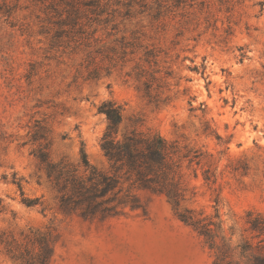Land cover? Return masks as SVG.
Returning <instances> with one entry per match:
<instances>
[{
  "label": "rangeland",
  "instance_id": "374dc122",
  "mask_svg": "<svg viewBox=\"0 0 264 264\" xmlns=\"http://www.w3.org/2000/svg\"><path fill=\"white\" fill-rule=\"evenodd\" d=\"M105 101L137 129L198 149L188 207L256 246L264 215V0H0V264L53 226L50 264H213L165 195L87 220L59 206L36 153L107 169ZM21 183V187L18 185ZM218 221L217 218H213Z\"/></svg>",
  "mask_w": 264,
  "mask_h": 264
},
{
  "label": "trees",
  "instance_id": "16d2710c",
  "mask_svg": "<svg viewBox=\"0 0 264 264\" xmlns=\"http://www.w3.org/2000/svg\"><path fill=\"white\" fill-rule=\"evenodd\" d=\"M107 120V128L100 139V147L108 161L107 169L91 164L82 150L80 164L66 159L55 161L48 147L36 153L40 169L58 192L59 206L69 213H78L87 220L107 218L123 209L145 210L141 191L165 195L173 204L179 218L192 226L205 239L213 252V264H264V215L248 214V229L256 246L244 238L233 245V235L224 234L223 221L215 214V221L197 217L196 212L183 203L187 200L185 169L200 162L201 153L179 140H168L159 133L137 129L118 136L123 121L122 107L114 101L99 106ZM21 187V183L18 182ZM59 233L53 226L31 230L24 241L8 242V254L19 264H50L56 251Z\"/></svg>",
  "mask_w": 264,
  "mask_h": 264
}]
</instances>
